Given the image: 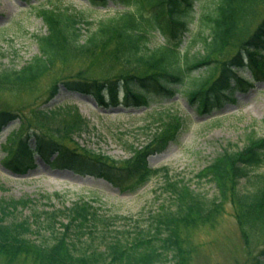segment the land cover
<instances>
[{
  "label": "trees",
  "instance_id": "1",
  "mask_svg": "<svg viewBox=\"0 0 264 264\" xmlns=\"http://www.w3.org/2000/svg\"><path fill=\"white\" fill-rule=\"evenodd\" d=\"M194 1L86 0L92 7H119L117 15L100 20L96 28L77 10L39 8L37 14L47 27L45 33L34 34L39 54L21 70H1L0 87H31L67 57L87 59L109 54L122 69L107 76H93L85 67L55 79L45 101L36 108V122H25L5 164L14 172L24 173L38 157L51 167L104 178L121 193L135 192L166 171L151 167L146 156L166 137L175 134L179 124L173 114L167 117L173 122L154 129L156 144L146 146L145 153L136 148L134 159L119 161L78 144L70 145L69 141L73 143L75 136L87 130L88 120L76 106L62 108V102L48 107L46 103L64 86L90 95L99 107H148L159 96L170 97L185 90L192 79L185 94L200 112H208L232 100L233 92L246 89L252 78H263L264 18L240 44L236 55L220 64L213 59L233 41L239 21L254 14L257 0H209L199 8L197 37L183 47ZM156 32L164 40L152 46L150 41ZM198 42L202 49L192 55L190 46ZM245 69L251 71L248 80L242 77ZM197 73L206 74L196 79ZM154 110L145 116L149 117ZM165 113L166 110L159 112L160 122L166 119ZM20 116L16 109H0V131ZM214 159L199 177L216 184V198L208 200L184 182L168 181L165 190L173 197V208L152 215L147 231L138 228L134 234L103 229L109 220L100 215L96 196L50 210L37 207L30 198L0 199V253L8 262L26 258L33 264H180L178 256L184 247L177 233L182 224L195 225L196 215L203 221L210 220L223 198L231 197L240 207L252 211L264 206V173L260 171L264 167V135L252 136L242 150H224ZM243 182L250 186L247 184L242 191ZM96 240L104 248L96 246ZM261 254L264 257V250ZM262 257L259 256L258 264H264Z\"/></svg>",
  "mask_w": 264,
  "mask_h": 264
},
{
  "label": "rangeland",
  "instance_id": "2",
  "mask_svg": "<svg viewBox=\"0 0 264 264\" xmlns=\"http://www.w3.org/2000/svg\"><path fill=\"white\" fill-rule=\"evenodd\" d=\"M207 2L209 0L194 1L183 47L191 38L197 37L199 8ZM53 6L77 10L86 15L95 28L100 20L117 15L119 8L113 4H108L106 8L90 7L83 0H29L28 3L23 0H0V71L21 70L39 54L34 34L45 33L47 27L37 12L41 7ZM254 6V14L246 21H239L236 34L231 39L233 41L227 45L225 52L213 57L214 62L224 63L236 55L240 44L257 29L264 18V4L257 0ZM155 36L150 41L152 46L164 40L158 32ZM190 49V53L195 55L202 46L198 42ZM85 67L93 72V76H107L122 69L109 54H97V57L87 59L67 57L57 62L50 74L31 87H0V109H16L21 115L9 121L0 131L1 200L30 198L37 207L50 210L53 207H70L73 202L96 196V205L101 207L100 215L109 220L103 229H121L127 234H134L138 228L147 231L152 215H158L164 208H173V197L165 190L168 181L184 182L208 200L216 198L219 194L216 184L199 177L201 170L224 150H242L252 136L264 135V77L253 80L254 84L248 91L235 93V102L218 104L208 112H200L185 94L192 79L186 83L185 90L170 97L159 96L146 108L123 105L99 107L90 95L60 86L59 93L46 103L47 106L62 102V108L76 106L89 122L87 130L74 137V144L72 141L69 144H78L119 161L134 159L136 148L145 153L148 147L156 144L154 129L165 128L167 121L173 122L167 118L168 114H173L179 124L172 137L176 139L166 137L163 143L156 145L153 153L146 156V162L151 167L167 170L131 193H121L117 186L99 176L51 167L38 157L27 172H14L5 162L11 150H15V142L23 133L25 122H36V108L45 101L48 88L55 83V79ZM243 72L245 79L251 77L250 69ZM204 74L197 73L195 78L205 77ZM147 108L151 112L155 109L149 117L144 115ZM164 110L166 119L162 125L163 122L159 121L162 114L159 112ZM260 171L264 173V167ZM247 184L243 182L240 190L243 191ZM219 204L210 220L203 221L196 215L195 225L187 227L182 224L179 228L177 234L182 237L184 247L181 256H178L180 264H258L264 250V206L252 211L240 207L231 197L223 198ZM96 241V246L104 248ZM0 264L33 263L26 258L8 262L0 253Z\"/></svg>",
  "mask_w": 264,
  "mask_h": 264
}]
</instances>
